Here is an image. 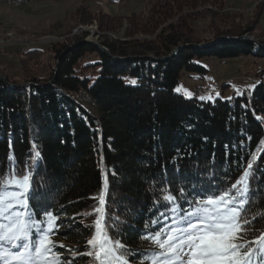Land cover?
Listing matches in <instances>:
<instances>
[{"label":"trees","instance_id":"obj_1","mask_svg":"<svg viewBox=\"0 0 264 264\" xmlns=\"http://www.w3.org/2000/svg\"><path fill=\"white\" fill-rule=\"evenodd\" d=\"M209 3L218 5L219 0L156 1V20L147 21L152 32L176 18L158 34L166 47L163 54L183 45L170 58L139 57H162L151 45L128 52L102 41L113 55L137 56L120 60L80 39L73 47L51 45L55 62L59 60L56 73L54 64L47 75L22 76V82L39 85L16 88L0 80V175L7 177L13 169L21 175L25 170L34 173V211L51 207L61 218L59 231L50 237L58 238L54 245L65 247L54 248L53 254L79 256L74 264H97L81 253L91 250L86 241L94 234L97 217L105 213L125 222L121 234L140 253L150 247L141 239L147 234L144 225L152 229L149 222L167 212L162 189L168 188L178 201L192 200L193 195L181 197L180 190L226 187L249 162L255 172L251 184L258 190L254 210L264 209V70L251 94L212 101L175 90L184 70L206 71L198 63L204 57H264V47L243 38L252 28L219 26L215 11L196 10ZM77 11L79 17L99 16L85 7ZM204 12L211 21L206 34L198 37V21L208 17ZM42 53L35 48L22 55L33 59ZM88 54L97 57L90 61ZM20 62L27 70L25 60ZM2 73L14 81L7 71ZM101 193L105 206L98 199ZM256 226L264 228V219ZM141 261L137 254L131 264Z\"/></svg>","mask_w":264,"mask_h":264},{"label":"snow or ice","instance_id":"obj_2","mask_svg":"<svg viewBox=\"0 0 264 264\" xmlns=\"http://www.w3.org/2000/svg\"><path fill=\"white\" fill-rule=\"evenodd\" d=\"M254 175L249 162L242 175L226 187L211 184L197 190L193 185L191 193L180 190L181 197L193 195L192 200L178 201L168 188L162 189L167 212L149 222L152 229L144 225L147 234L141 239L150 247L140 253L130 248L121 234L125 222L107 213L98 216L94 234L85 245L91 250L81 256L97 264H131L137 254L142 256L141 264H264V228L256 226L257 220L264 219V209L254 210L258 192L251 184ZM33 190L31 171L21 175L13 169L7 177L0 175V264H74L79 256L69 259L53 254L54 248L65 247L50 239L59 231L61 218L51 207L37 214L31 203ZM98 199L105 206L103 193ZM161 219L171 223L157 229ZM248 236L252 239H244Z\"/></svg>","mask_w":264,"mask_h":264},{"label":"rangeland","instance_id":"obj_3","mask_svg":"<svg viewBox=\"0 0 264 264\" xmlns=\"http://www.w3.org/2000/svg\"><path fill=\"white\" fill-rule=\"evenodd\" d=\"M156 1L34 0L21 6L0 1V71H7L16 83L22 82L23 75H47L49 67L56 64L51 45L59 43V47H73L71 45L80 39L83 40L82 43L94 45L109 41L115 43L119 50L128 52L134 49L144 50L151 45V48L162 53L160 56H164L166 47L160 43L158 34L164 32V25L169 26L176 22V18L166 20V23L152 32L147 21L151 24V21L154 23V19L156 20ZM82 7L98 13L99 16L85 17L81 13L79 17L77 9ZM203 9L219 14L215 21L217 25L240 24L245 28H252L251 34L264 41V0H219L218 5L209 3L205 8L196 10L200 12ZM154 10L156 11L153 12ZM204 14L208 17L199 20L200 25L196 26L198 37L206 34L204 30L208 29L207 24L211 21L209 13ZM84 18L85 20H80ZM221 18L224 19L220 20ZM258 19L256 24L255 20ZM35 48L42 50L41 57L31 59L22 55ZM88 56L90 61L97 57L94 54ZM21 58L27 63V70L22 69ZM198 63L203 65L206 71L184 70L175 90L187 97L197 96L212 101L216 97L230 98L235 94H251L261 81V73L264 70V57L255 54L227 59L204 57L199 59ZM197 87H202V92L198 95L195 93ZM161 223L170 224L171 221L161 219ZM50 239L52 242L59 241L55 236Z\"/></svg>","mask_w":264,"mask_h":264},{"label":"water","instance_id":"obj_4","mask_svg":"<svg viewBox=\"0 0 264 264\" xmlns=\"http://www.w3.org/2000/svg\"><path fill=\"white\" fill-rule=\"evenodd\" d=\"M243 37H245L246 39L248 40H251L249 38V36L247 35H244ZM215 41V40H213ZM254 44L258 45V46H263L264 47V43H260L259 41L257 40H251ZM99 48H101L105 53H107L109 56L111 57H114L116 59H120V60H125V59H129V58H133V57H137V56H117V55H113L110 50L105 47L104 45L102 44H97L95 43ZM200 45H204V44H200ZM183 45H179L177 47H175L170 54L168 55H165V56H162V57H156V56H153V55H145V56H139V57H143V58H146V59H152V60H160V59H167V58H170L171 56L174 55V53L179 49L181 48ZM58 64H59V60H57V63H56V67H55V73L57 72V69H58ZM55 78V76H54ZM0 80L1 82H3L5 85L7 86H11V87H16V88H23V87H30V86H33V85H39V84H36L34 82H22V83H16L15 81H11L8 79V77H6L1 71H0ZM51 81H49L48 83H50ZM200 89H202V87H198ZM198 88H195V93L196 95H198L199 93L197 92V89ZM202 92V91H201ZM200 92V93H201Z\"/></svg>","mask_w":264,"mask_h":264},{"label":"bare ground","instance_id":"obj_5","mask_svg":"<svg viewBox=\"0 0 264 264\" xmlns=\"http://www.w3.org/2000/svg\"><path fill=\"white\" fill-rule=\"evenodd\" d=\"M0 1H4V2H6V3H9V4H11V5H14V6H21V5H24L23 3H21V2H19V1H16V0H0ZM34 0H32V2H33ZM32 2H27L26 4H29V3H32ZM245 35H247V36H249V38L251 39V40H257V41H259L260 43H262L261 41L262 40H260V39H258L257 37H255L254 35H252L251 33H248V34H245ZM243 38H245V37H243ZM250 40V41H251ZM256 45V44H255ZM261 47H263V46H261ZM198 88V87H197Z\"/></svg>","mask_w":264,"mask_h":264},{"label":"built area","instance_id":"obj_6","mask_svg":"<svg viewBox=\"0 0 264 264\" xmlns=\"http://www.w3.org/2000/svg\"><path fill=\"white\" fill-rule=\"evenodd\" d=\"M16 1H19V2H21L23 4H26L27 2H32V0H16ZM201 91H202V89H200V88L197 89L198 93H200Z\"/></svg>","mask_w":264,"mask_h":264}]
</instances>
